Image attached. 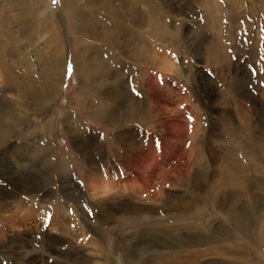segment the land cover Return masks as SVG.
Listing matches in <instances>:
<instances>
[{
	"label": "rangeland",
	"instance_id": "374dc122",
	"mask_svg": "<svg viewBox=\"0 0 264 264\" xmlns=\"http://www.w3.org/2000/svg\"><path fill=\"white\" fill-rule=\"evenodd\" d=\"M6 1L0 111L18 120L0 142L11 163L0 162V192L11 193L0 197V264H65L68 248L118 264L121 247L136 256L195 227L233 233L154 251L146 264H220L228 249L235 264H264V0H71L73 35L63 0ZM225 195L231 213L218 204ZM117 203L155 210L136 229L123 221L140 213Z\"/></svg>",
	"mask_w": 264,
	"mask_h": 264
},
{
	"label": "bare ground",
	"instance_id": "6f19581e",
	"mask_svg": "<svg viewBox=\"0 0 264 264\" xmlns=\"http://www.w3.org/2000/svg\"><path fill=\"white\" fill-rule=\"evenodd\" d=\"M78 1V0H77ZM122 1V0H121ZM136 1V0H135ZM139 1V0H138ZM137 2V1H136ZM62 4H63V9L62 10H64L65 11V19L67 20V32H68V35H73V33H74V30L72 29V27H71V25L69 24V16H68V14H69V7H71V6H69V5H73V4H71V0H63L62 1ZM138 4V3H137ZM6 5L8 6V5H10V8H11V6L12 5H18V6H22V7H24V3H23V0H16V1H14V0H7L6 1ZM91 6H92V4H91ZM49 7H50V4H49ZM46 8H47V10L51 13V14H53V15H51V22H50V24H49V28L51 29V33L52 34H55V35H58V36H60V38H61V40L64 42V44L66 45V42H65V35H64V33H62L63 31L61 30V28L59 27V24L57 23V21H56V17H57V15L56 14H54V12H52V10H50V8H48V5H46ZM53 8V7H52ZM12 9H13V7H12ZM76 9V8H75ZM16 10V9H15ZM21 10H23V9H21ZM20 10V11H21ZM134 10V9H133ZM14 11V10H13ZM78 13V15H82V17H84V16H86V14L85 13H83L82 11H78L77 12ZM21 14V13H20ZM25 14V13H24ZM23 14V15H24ZM17 15V14H16ZM27 15V17H28V14H26ZM75 15H76V13H75ZM96 15V14H95ZM98 15V14H97ZM140 15V14H139ZM25 16V15H24ZM23 16V17H24ZM149 16V15H148ZM29 17H31V16H29ZM28 17V18H29ZM106 17H108V16H106ZM36 19V18H35ZM28 20V19H27ZM30 20H32V19H30ZM81 22V21H80ZM82 23V22H81ZM119 23V22H118ZM83 25V24H82ZM116 25V24H115ZM151 25V24H150ZM125 27V26H124ZM113 28V27H112ZM78 30V29H77ZM114 30V29H113ZM112 32V31H111ZM130 34V33H129ZM133 36V35H132ZM17 41V40H16ZM18 43V42H17ZM65 45H62L61 46V48H59L60 50H62V53H63V51H64V49L66 48V46ZM144 46V45H143ZM140 51V50H139ZM60 54V53H59ZM64 54V53H63ZM59 67H61V64H59ZM88 75V74H87ZM90 75V74H89ZM95 75H97V72H96V74ZM98 76V75H97ZM96 76V77H97ZM92 77L94 78L95 76H93V74H92ZM95 77V78H96ZM59 80V79H58ZM89 80V79H88ZM60 81V80H59ZM87 81V80H86ZM56 82V81H55ZM11 83V82H10ZM60 83V82H59ZM63 83V82H62ZM85 83H87V82H85ZM6 84V83H5ZM14 84V82H12V85ZM4 85V84H3ZM16 85V84H15ZM18 85V84H17ZM19 85H21V84H19ZM89 85V84H88ZM55 86V85H54ZM19 87H21V86H19ZM22 89V88H21ZM24 90V89H23ZM56 90V89H55ZM55 90H53L52 89V92H54V93H57V92H55ZM25 91H23V93H24ZM21 93V92H20ZM22 94V93H21ZM25 94V93H24ZM23 94V95H24ZM60 94V93H59ZM58 94V95H59ZM114 94V92L113 91H111V92H109V96L110 97H112V95ZM20 95V94H19ZM27 96V95H26ZM19 97V96H18ZM29 99V98H28ZM14 100V99H13ZM34 100V99H33ZM32 102V101H31ZM10 103V102H9ZM32 104V103H31ZM16 105V104H15ZM33 106L35 105V104H32ZM141 107H143V106H141ZM12 108V107H11ZM16 108H18V106L16 107ZM13 109V108H12ZM24 112V111H23ZM9 113V112H8ZM11 114L13 113V112H10ZM11 114H9V115H6L5 114V112H3V111H0V142L4 139V138H6V136L10 133V128H11V123H10V120L12 121V124H15L17 121H15L14 122V120H18V117H17V115H11ZM15 114V113H14ZM21 116V115H20ZM20 119V118H19ZM264 148V147H263ZM31 151V150H30ZM7 150L5 151V152H1L0 153V162H2V161H5V162H7L8 164L10 163V159H8V157H7ZM31 153V152H30ZM27 154H28V152H27ZM27 154H25V155H27ZM42 155V157H43V159H42V163L43 164H46V165H48L49 163H50V160H48L42 153H41V150L40 151H38L37 152V154H36V156H37V158H38V156L39 155ZM99 154V153H98ZM100 155V154H99ZM21 156V155H20ZM100 157V159H101V161H102V157H101V155L99 156ZM24 159V158H23ZM106 161V160H105ZM13 162V161H12ZM11 164V163H10ZM13 164V163H12ZM103 165V164H102ZM2 166V165H1ZM98 167V166H97ZM65 168V171L63 172L64 174L67 172V170L66 169H68L67 167H64ZM66 175V174H65ZM96 175V174H95ZM203 176H204V179H208L209 177H208V175H206V174H203ZM96 178V177H95ZM89 180V179H88ZM201 181V180H200ZM101 184V183H100ZM102 185V184H101ZM3 187V186H2ZM17 187V186H16ZM102 187H104L101 191V193L100 194H102V193H105L106 192V190H108V188L110 187V184H106V183H104L103 184V186ZM250 187V186H249ZM95 188V187H94ZM41 189V188H40ZM98 188H96V189H94V190H97ZM111 189V188H110ZM109 189V190H110ZM18 190V189H17ZM98 191V190H97ZM13 193V192H12ZM94 193H95V191H94ZM232 194H234V196L237 194V193H233V192H231ZM6 193H5V190H4V193H1L0 192V197L1 198H4V199H8V198H10V196H11V193L10 194H7V195H5ZM80 194V193H79ZM85 194V193H84ZM4 197H3V196ZM13 195V194H12ZM83 195V194H82ZM218 195V194H217ZM14 196V195H13ZM234 196H233V199H229V196L228 195H225V196H223V197H221V200H222V202H219V200H218V204H219V206L220 207H222V208H225L226 209V211H228V212H232L233 210L235 211V209H236V207H235V199H234ZM7 197V198H6ZM112 197V196H111ZM114 197V196H113ZM107 198H109L108 196H107ZM116 198H117V196H116ZM217 198H219V195H218V197ZM240 198V197H239ZM3 199V200H4ZM12 199V198H11ZM21 199V198H20ZM114 199V198H113ZM10 200V199H9ZM102 200V199H101ZM236 200H237V198H236ZM108 201H109V199H108ZM111 201H113V200H111ZM110 201V202H111ZM114 201H115V199H114ZM109 202V203H110ZM2 203V202H1ZM45 203V202H44ZM15 204H16V202H15ZM17 204H18V202H17ZM114 204V203H113ZM118 204V203H117ZM217 204V203H216ZM217 204V205H218ZM229 204H231L232 206L231 207H228L229 206ZM18 205H20V204H18ZM116 205V204H115ZM171 205H173L172 203H171ZM187 205H189V206H191V207H194L195 205L193 204V200L191 199L188 203H187ZM4 206V205H3ZM15 206V205H14ZM174 206V205H173ZM28 207V206H27ZM26 207V208H27ZM98 207V206H97ZM24 208H25V205H24ZM99 208V211L102 213H105V214H110V211H109V209H111V206H109V208H101V207H98ZM175 208H178V207H175ZM175 208H173V209H175ZM5 209V208H4ZM30 210H33L34 208H29ZM114 211L115 210H118V211H123L124 209L125 210H128V211H131V210H135V211H138L140 214H137L135 217H132V216H130V217H128L127 219H125L123 222L125 223L124 225H128V224H134V225H136V229H138V227L141 225V228H142V230H143V221H142V219H144V221H147L148 219H150L151 218V214L150 213H152V211L153 210H155V207H150V208H134L133 209V207H130V206H125L124 204H118L117 206H113V208H112ZM130 209V210H129ZM27 210V209H26ZM156 210H158V208L156 209ZM148 211V212H147ZM27 213V212H26ZM234 213H232L231 215H233ZM111 217L112 218H114V215L112 214L111 215ZM154 218V217H153ZM238 219L237 220H234L233 221V225L236 227V228H238L240 231L243 229V221H244V219H243V217L241 216V217H237ZM12 220V219H11ZM106 220H108V219H106ZM10 221V220H9ZM8 221V222H9ZM140 221V222H139ZM140 223V224H139ZM13 226H14V224H12ZM95 226L96 225H90V223L88 222V224H87V228H88V230L90 231V233H93L94 235H98V237H99V239H102V240H106L105 239V235L104 234H102V233H99V234H97V232H96V230L94 229L95 228ZM16 227V226H15ZM140 228V227H139ZM101 230L103 229H105V228H100ZM100 229H99V232H101L100 231ZM158 229H160V228H158ZM178 230H180V232H175L174 233V231H173V237H172V240H170L169 242H167L166 243V241H165V244L166 245H164V246H159V245H157L156 243L155 244H149V243H146L145 244V246H140V252H139V250H138V252L140 253V254H138V255H136L135 256V254L134 253H136V252H134V251H132V253L131 254H128L127 253V250L125 249V248H123V247H121V249H122V252H121V258L119 259V262H118V264H124V261L126 260V262H125V264L126 263H129V264H139L138 262H140V261H142V264H146L147 262H149L151 259V257L149 256L150 254H152V253H154V251H164L165 252V249L166 250H168L169 252H172V251H176V250H178V249H181V248H183V247H188V246H193V245H207V244H209V243H212L213 241H221V240H223V239H225L226 237H227V235H228V233L229 232H231V233H233L232 232V230H229V229H227V228H222L221 229V231L220 232H218V233H216V235H208V233L204 230L205 228H197V227H195V229L196 230H193L194 232L193 233H190V234H192L190 237L188 236H185V235H187V234H182V229L181 228H177ZM145 230V229H144ZM150 229H148V231H149ZM107 231V230H106ZM86 232V231H85ZM84 232V233H85ZM245 232V231H244ZM144 233V232H143ZM149 233V232H148ZM162 233V232H161ZM162 235H165V232L163 233V234H161L159 237H161ZM16 236V235H15ZM105 236V237H104ZM108 236V235H107ZM151 236V235H150ZM111 238H112V236H110ZM157 238V237H156ZM231 239V238H230ZM118 240V239H117ZM158 240V239H157ZM159 240H161V239H159ZM163 240V239H162ZM165 240V239H164ZM59 242L60 243V246H62V242H65L66 241V239H65V241H62L61 239H59V238H56V241L55 242ZM116 241V240H115ZM239 241V240H238ZM58 242H57V245H58ZM21 243V242H20ZM117 243V242H116ZM65 245V244H64ZM238 244H236V246H237ZM21 246H23V247H19V249L21 250V248L23 249V248H26V246H25V244L24 243H22L21 244ZM25 246V247H24ZM66 246V245H65ZM97 246V245H96ZM101 247V246H100ZM103 247V246H102ZM10 248V247H9ZM10 250V249H9ZM99 250V249H98ZM98 250H96V251H98ZM121 251V250H120ZM15 252V251H14ZM22 252H25L26 254L28 253L26 250H22ZM43 252V251H42ZM75 250L74 249H72V248H68V249H66V250H62V254H61V256H64L63 257V259L64 258H66V261H65V264H95V262L96 261H94L91 257H89L88 256V254H81V253H78L77 255L75 254ZM81 252V251H80ZM234 253L233 251H231L230 249H228L227 250V254L226 255H224V257H223V259H220V260H218V261H220L221 263L220 264H235V262H234V256H233V254L232 253ZM10 253V252H9ZM25 253H24V255H25ZM44 253V252H43ZM18 254H19V252H18ZM75 254V255H74ZM100 254H101V252H100ZM9 255V254H8ZM12 255V254H11ZM23 255V254H22ZM21 255V256H22ZM102 255V254H101ZM10 256V255H9ZM104 256V255H103ZM154 256H156V255H154ZM23 257V256H22ZM26 257V256H25ZM106 255L104 256V260H106ZM159 258V257H158ZM22 259H24V258H22ZM56 259V258H55ZM57 259H58V257H57ZM131 259H133V261L131 260ZM233 259V260H232ZM153 260V259H152ZM242 258L241 259H239V260H235L236 262H242ZM144 261V262H143ZM187 261V260H186ZM57 263H58V260H57ZM106 263V262H105ZM181 264H188V263H185V262H183V263H181ZM243 264V263H242Z\"/></svg>",
	"mask_w": 264,
	"mask_h": 264
},
{
	"label": "snow or ice",
	"instance_id": "6c2138e0",
	"mask_svg": "<svg viewBox=\"0 0 264 264\" xmlns=\"http://www.w3.org/2000/svg\"><path fill=\"white\" fill-rule=\"evenodd\" d=\"M57 2H58V0H52L53 4H55ZM73 71H74V69H73L72 65L69 64L68 69H67V75H68L69 78L71 77Z\"/></svg>",
	"mask_w": 264,
	"mask_h": 264
}]
</instances>
